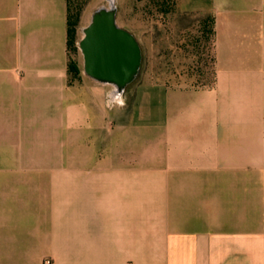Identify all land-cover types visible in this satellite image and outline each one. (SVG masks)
I'll use <instances>...</instances> for the list:
<instances>
[{"label": "crops", "instance_id": "1", "mask_svg": "<svg viewBox=\"0 0 264 264\" xmlns=\"http://www.w3.org/2000/svg\"><path fill=\"white\" fill-rule=\"evenodd\" d=\"M174 8L213 17L211 81L108 107L66 0H0V264H264V0Z\"/></svg>", "mask_w": 264, "mask_h": 264}, {"label": "rangeland", "instance_id": "2", "mask_svg": "<svg viewBox=\"0 0 264 264\" xmlns=\"http://www.w3.org/2000/svg\"><path fill=\"white\" fill-rule=\"evenodd\" d=\"M112 2L117 25L130 32L141 49L140 66L133 80L123 89L122 97L136 83L145 81H169L177 86L189 87L209 84L214 64L212 33L210 24L202 23L203 16L176 13L175 0ZM109 4L108 0H71L72 8H80L75 28L76 46L92 12ZM168 18L171 19L169 24ZM69 57L82 74V55L78 47L75 53H68ZM117 96L114 89L112 98L118 99Z\"/></svg>", "mask_w": 264, "mask_h": 264}, {"label": "water", "instance_id": "3", "mask_svg": "<svg viewBox=\"0 0 264 264\" xmlns=\"http://www.w3.org/2000/svg\"><path fill=\"white\" fill-rule=\"evenodd\" d=\"M77 47L82 55L83 74L119 90L133 80L140 66L139 43L117 25L112 4L99 6L92 12Z\"/></svg>", "mask_w": 264, "mask_h": 264}, {"label": "trees", "instance_id": "4", "mask_svg": "<svg viewBox=\"0 0 264 264\" xmlns=\"http://www.w3.org/2000/svg\"><path fill=\"white\" fill-rule=\"evenodd\" d=\"M67 3V15H66V47L68 53L72 52L75 53L77 51L76 46V26L78 22L79 10L80 8H72L71 0H66ZM175 4V3H174ZM74 11V12H73ZM203 24H210L211 26V33H213V23L214 19L212 16L207 15L202 18ZM67 75H68V83L80 80V70L77 67L75 61L71 60L70 57L68 58L67 62Z\"/></svg>", "mask_w": 264, "mask_h": 264}, {"label": "built area", "instance_id": "5", "mask_svg": "<svg viewBox=\"0 0 264 264\" xmlns=\"http://www.w3.org/2000/svg\"><path fill=\"white\" fill-rule=\"evenodd\" d=\"M122 90L123 89H121L120 91H122ZM114 101H115V99L112 98V94H108L107 98H106V105L108 107H111L114 104ZM50 263H51L50 259H44V261H43V264H50Z\"/></svg>", "mask_w": 264, "mask_h": 264}, {"label": "bare ground", "instance_id": "6", "mask_svg": "<svg viewBox=\"0 0 264 264\" xmlns=\"http://www.w3.org/2000/svg\"><path fill=\"white\" fill-rule=\"evenodd\" d=\"M112 1H114V0H108V2H109L110 4H112V6H113V2H112ZM114 87H115V86H114ZM115 92L119 95L120 90H119L118 88L115 87Z\"/></svg>", "mask_w": 264, "mask_h": 264}]
</instances>
